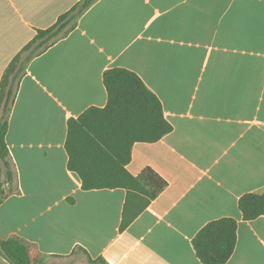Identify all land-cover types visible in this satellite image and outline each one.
I'll list each match as a JSON object with an SVG mask.
<instances>
[{"label":"crops","instance_id":"0c3cea01","mask_svg":"<svg viewBox=\"0 0 264 264\" xmlns=\"http://www.w3.org/2000/svg\"><path fill=\"white\" fill-rule=\"evenodd\" d=\"M80 1L0 0V86L37 31ZM112 68L136 73L173 128L132 146L129 174L149 167L168 186L122 232L126 191L83 190L65 150L68 120L105 107ZM17 83L0 239L27 242L31 264H202L192 240L222 218L237 222L225 264H264V217L244 221L238 208L264 191V0H97Z\"/></svg>","mask_w":264,"mask_h":264},{"label":"trees","instance_id":"16d2710c","mask_svg":"<svg viewBox=\"0 0 264 264\" xmlns=\"http://www.w3.org/2000/svg\"><path fill=\"white\" fill-rule=\"evenodd\" d=\"M97 0H81L62 14L54 25L38 30L34 39L15 57L0 86V204L6 197L4 185L14 178L6 144L8 116L13 102L12 86L27 64L74 30L78 18ZM21 64L15 61L25 52ZM12 72V73H11ZM11 73V77H8ZM7 86L5 87V83ZM107 95L105 107H90L67 122L65 150L67 167L77 173L83 190L124 189L127 193L119 231H124L168 186L165 179L147 167L138 176L126 170L135 143H155L172 131L165 120L159 98L133 71L112 68L103 73ZM5 87V88H4ZM14 91V90H13ZM238 208L244 221L264 217V191L240 197ZM237 222L222 218L205 225L192 246L202 264H225L236 245ZM30 245L17 238L0 239V255L9 264H31ZM91 262L105 264L102 259ZM53 264V263H39Z\"/></svg>","mask_w":264,"mask_h":264},{"label":"rangeland","instance_id":"374dc122","mask_svg":"<svg viewBox=\"0 0 264 264\" xmlns=\"http://www.w3.org/2000/svg\"><path fill=\"white\" fill-rule=\"evenodd\" d=\"M28 53L25 52L23 55L20 56V58H18L16 61H15V64L13 65V69H16L22 62V59L24 58V56ZM12 73V72H11ZM11 73H9L8 77H11ZM7 86V82L5 83V87ZM16 86V83L13 84L12 86V92L14 90ZM4 87V88H5ZM44 259L40 258V257H37L36 259V264H39L41 263V261H43ZM44 262L46 263H53V264H92L90 263L85 256L81 255V254H77L75 255L74 257L72 258H69V259H46L44 260ZM97 264H101V263H97Z\"/></svg>","mask_w":264,"mask_h":264}]
</instances>
